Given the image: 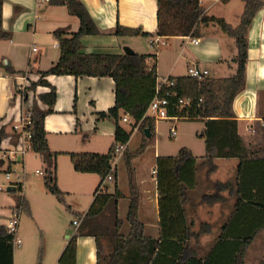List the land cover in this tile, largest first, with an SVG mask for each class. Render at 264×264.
Returning <instances> with one entry per match:
<instances>
[{
  "label": "crops",
  "instance_id": "0c3cea01",
  "mask_svg": "<svg viewBox=\"0 0 264 264\" xmlns=\"http://www.w3.org/2000/svg\"><path fill=\"white\" fill-rule=\"evenodd\" d=\"M82 2L100 29L99 34L82 37L86 52L123 54L125 48L130 47L134 52L156 54L160 81L165 77L187 75L189 67L195 64L209 69L210 75L214 77H228L236 72L235 58L238 48L235 38L224 32L217 24H210L203 29L204 34L196 37L199 43L193 41L194 37L170 35L164 36L166 44L156 47L150 44V39L158 35V0H82ZM201 3L208 15L223 18L233 27L240 24L244 2L241 5L236 0H201ZM3 11V27L10 32V38L0 40V61L6 64L10 62L17 71H20L14 74L6 73L0 66V127L7 125L11 130L20 106V102L17 101L19 93L17 85L26 87L31 85L33 81L41 78L39 71H46L52 67L60 56L54 31L59 27L67 28L71 32L78 31L81 20L77 15L71 14L66 5L52 4L50 1L42 3L39 0H4ZM118 25L140 28L142 32L149 34L118 36L114 33ZM47 79L56 87L58 94L53 112L47 114L45 118L50 148L59 152L58 184L65 193L89 195L90 200L84 207L78 203L75 206L72 203L66 206V199L64 203L59 201L46 188L44 180L39 191L27 196L24 190L25 183L22 182V193L29 203V210L25 209L26 218L29 217L32 223L21 227L20 221L19 235L23 243L15 247V264H60L66 246L84 227L93 233H103L99 237V242L102 244L103 255L109 254L111 243L109 236H112V230L117 228L113 204L108 205L104 212L88 225L83 222L93 203L101 177L97 173L78 172L69 154L109 151L115 140V123L113 119H99L98 112L107 111L115 104V81L109 76L77 77L55 74L48 75ZM50 90L49 86L39 85L34 92H29L27 103L31 105L34 99H37L42 108H48L38 96ZM263 103L264 8L256 13L248 31L246 88L236 96L233 105L239 121V131L247 143L252 141L254 131L251 129H254L255 122L263 119ZM126 122L131 124L132 119ZM139 133L142 138L143 132L139 128L134 129L132 136ZM155 133L154 130V136ZM130 146L129 141L127 148L131 149ZM154 157H158L157 150ZM28 160L26 155L22 163L26 165ZM202 160L204 157L199 159V162ZM119 163L118 161L116 163V179L106 182L104 190L111 194L117 191V187L121 190L123 196L116 207L117 215L122 220L120 234L128 235L132 228L128 219L129 175L127 165L125 171L120 172ZM215 163L216 170L212 172L205 170L204 176L207 175L208 183H205L204 189L207 188V191L203 193H215L217 181L236 178L237 158H215ZM136 173L141 189L138 215L144 224V233L146 236L158 238L161 229L157 170L156 173L153 171L155 174L153 177H147L137 169ZM197 177V185L189 190L190 198L186 207L189 221L193 223L192 231L199 233L192 238V245L196 246L200 255L210 248L220 234L233 209L236 194L226 190L223 192L225 196L223 201L202 202L199 195V187L202 185L199 169ZM5 202L7 208L2 210L0 225H6L12 215L17 203L15 194L10 195ZM72 213L77 215L72 218ZM77 217L80 220L79 225L74 224ZM95 226L99 229L98 232ZM263 232L264 228L256 238ZM77 236L76 264H99L97 236L80 234Z\"/></svg>",
  "mask_w": 264,
  "mask_h": 264
},
{
  "label": "trees",
  "instance_id": "16d2710c",
  "mask_svg": "<svg viewBox=\"0 0 264 264\" xmlns=\"http://www.w3.org/2000/svg\"><path fill=\"white\" fill-rule=\"evenodd\" d=\"M229 1V0H224ZM245 6L240 24L233 27L223 18L208 15L201 0H158V30L162 36L184 35L201 37L203 29L210 24H217L228 35L235 38L238 53L236 55V72L228 77L208 75L203 79L180 75L173 77L175 83L163 87L161 95L167 96L173 105L172 115L180 119H201L205 122L203 136L206 141V156L198 162L192 150L183 147L177 155H159L157 157V187L160 206V236L152 238L144 233V224L140 220L138 210L141 200V189L133 160L143 154L148 143L153 141L156 121L145 117L150 102L154 98L159 85L157 64L150 58L156 54L144 53H102L86 52L82 37L100 33L99 27L90 15L82 0H50L52 4L66 5L71 14L81 20L78 31L59 27L54 31L60 49L59 59L49 70L39 71L41 78L33 81L30 86L17 85V91L23 92L24 100L29 101V92L35 91L39 85L49 86L51 90L41 93L38 99L48 105L42 108L34 99L27 107L32 112L33 151L43 157L46 166V188L58 200L65 202V192L57 180V157L59 152L52 151L45 128L46 115L53 112L57 99V89L50 83L47 76L75 75L112 77L115 81L116 102L107 111L98 112V118L113 119L115 123V140L106 153L100 152H69L74 168L78 172L97 173L101 177L100 184L94 194V200L87 211L83 222H89L101 215L110 204L115 206L117 228L112 230L109 254L104 253L98 233L89 228H82L77 235L97 236L99 247V264H245L246 255L258 233L264 228V116L262 121L254 124V134H260L249 143L239 131V121L234 110L236 96L246 88L248 63V31L256 13L264 8V0H243ZM4 0H0V40L10 38V32L3 27ZM118 36L148 35L140 28L118 25L115 32ZM6 73H20L12 63L0 61ZM25 73V72H21ZM183 100V103L180 102ZM124 115L132 119L131 129L123 123ZM144 118L139 129L143 132L145 142L136 151L126 147L124 156L129 175L130 206L128 219L132 224L131 233L120 234L122 220L117 215V204L123 196L119 187L113 194L105 191L106 178L114 170L117 177L116 147L129 143L138 122ZM150 127L151 136L145 129ZM12 135L15 140L17 133L9 130L7 125L0 127V146L5 138ZM215 158H237L238 165L235 180L217 181L213 194H204L203 201L220 200L228 190L236 194L233 209L223 224L220 234L210 248L203 254L198 253L192 245V238L199 235L192 231L193 223L189 221L186 203L189 190L197 185L198 169L206 168L207 172L216 170ZM1 164V162H0ZM11 168V166L9 167ZM22 185L10 191L16 196V206L29 210L25 197L17 193ZM92 220V221H91ZM206 225V224H205ZM77 235L73 236L66 246L60 264H76ZM13 234L6 225H0V264H15ZM107 261V262H106Z\"/></svg>",
  "mask_w": 264,
  "mask_h": 264
},
{
  "label": "rangeland",
  "instance_id": "374dc122",
  "mask_svg": "<svg viewBox=\"0 0 264 264\" xmlns=\"http://www.w3.org/2000/svg\"><path fill=\"white\" fill-rule=\"evenodd\" d=\"M243 5L242 0H236ZM235 20L234 17H232ZM238 20V19H237ZM236 20V21H237ZM264 104V103H263ZM122 123L125 124L129 129L132 128L129 122L122 120ZM177 124V136L174 137L171 135L170 127L173 124L171 120H158L156 123V135L154 136L153 141L150 142L148 139V143L143 151V154L139 157L134 158L133 165L135 170L137 169L140 171L141 174H146L147 177H153V171L156 173L157 167V158L154 157L155 150L158 151V156L160 155H177L179 151L183 147H187L192 150L193 154L197 157L198 162L199 159H202L206 156V141L204 136L202 135L205 128V122L201 119H179L175 122ZM260 134H254L252 141L256 140V137H259ZM141 134H134L130 140V150L136 151L138 148L142 146L145 142V139L140 137ZM104 137V136H102ZM123 152L121 155L118 156L117 161H121L119 163V170L120 172L125 171L126 159ZM28 162L24 165L22 162L14 163L10 169H12L11 181H21L25 183V195H32L35 194L36 191H39L41 187H43V180H46L47 172L46 166L47 164L43 160L41 154L35 151H30L27 154ZM121 157V158H120ZM120 158V160H119ZM69 159V158H67ZM70 162V160H69ZM7 167V164L0 167V185L5 187L3 190H0V223L2 222V210L4 211L7 201V198L10 197L13 193L8 190L10 186L9 180L6 179V171L4 168ZM36 169H40L43 171L42 174H37ZM200 177H201V184L199 187V195L202 196L206 193L207 188L204 189L205 183H208L207 175L205 170L206 168L200 166ZM143 174V175H144ZM110 181V180H108ZM106 181V182H108ZM105 182V183H106ZM112 183V182H111ZM112 185V184H111ZM17 193L23 194L22 191H18ZM66 203L65 205H69L72 203L74 206L75 204H80L85 206L90 200L89 195H81V194H65ZM60 201V200H59ZM202 202L203 201L202 199ZM64 203V202H62ZM8 205V204H7ZM79 207V206H78ZM72 218H74L77 214L72 213ZM27 211L22 209L21 214V227H26V224H31L32 220L27 217ZM71 218V219H72ZM26 219V220H25ZM78 219V217H77ZM23 230V229H22ZM246 264H264V232L263 234L259 235V238H256L255 241L251 244L247 255H246Z\"/></svg>",
  "mask_w": 264,
  "mask_h": 264
},
{
  "label": "built area",
  "instance_id": "2783aa9c",
  "mask_svg": "<svg viewBox=\"0 0 264 264\" xmlns=\"http://www.w3.org/2000/svg\"><path fill=\"white\" fill-rule=\"evenodd\" d=\"M40 2H49L50 0H39ZM193 41L196 43H199L198 38H193ZM167 42L164 40V36L157 35L150 39V44L152 46H160L163 44H166ZM37 49V48H35ZM151 63L157 62V56L155 58H150ZM188 75L194 78L203 79L204 77L210 75L209 69L202 67L200 65H192L188 69ZM175 83V80L171 77H165L161 81L159 80V85L157 87V92L150 102V105L148 106V109L146 111L145 117H150L154 119L157 123L158 120H171L173 121L172 126L170 127L171 135L176 137L177 136V124L175 123L177 120L180 119L179 116L172 115L170 110L173 108V105L171 103V100L164 95H161V91L163 90V87H169ZM30 86V85H28ZM26 87L25 85L22 86ZM25 95L23 92L18 93L17 101L20 102L19 106V112L16 120L12 124V130L17 133V138H15L10 135L7 138H5L0 146V167H3V165L7 164V167L4 168V171H6V179L9 180L10 186L12 187H19L23 183L20 181L13 182L11 181V175H12V169L9 167L12 166L16 162H22V160L25 158V156L30 152L33 151V130L31 128L32 126V112L27 109L29 106L28 103L24 100ZM180 102L183 103V100L180 99ZM144 118L138 122L137 128L140 127V125L143 123ZM124 121H129L130 118L128 115H124L123 117ZM251 131H255L254 129ZM127 144H120L116 147V157L114 159V165L117 163V158L119 155H121L124 150L126 149ZM36 173L42 174L43 171L40 169L36 170ZM114 178V170L107 176L106 181L113 180ZM5 187L0 185V190H3ZM23 192V190H22ZM22 198L24 197L23 194H21ZM22 209L24 207H14L12 215L8 219V222L6 224L7 230L9 233L13 234V244L15 247L21 246L23 241L22 238L19 235V228H20V221H21V214ZM74 224L79 225L80 220H75Z\"/></svg>",
  "mask_w": 264,
  "mask_h": 264
},
{
  "label": "water",
  "instance_id": "95a60500",
  "mask_svg": "<svg viewBox=\"0 0 264 264\" xmlns=\"http://www.w3.org/2000/svg\"><path fill=\"white\" fill-rule=\"evenodd\" d=\"M133 52H134V50H132L130 47H126L125 48V53H133ZM145 132H146L148 137L151 136V132H150V127L149 126L146 127ZM12 188H15V187L9 186L8 190H11Z\"/></svg>",
  "mask_w": 264,
  "mask_h": 264
}]
</instances>
